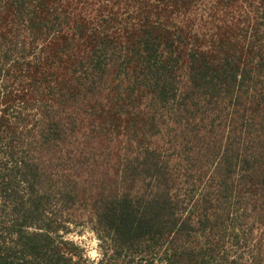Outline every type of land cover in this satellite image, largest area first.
Listing matches in <instances>:
<instances>
[{
    "label": "trees",
    "instance_id": "1",
    "mask_svg": "<svg viewBox=\"0 0 264 264\" xmlns=\"http://www.w3.org/2000/svg\"><path fill=\"white\" fill-rule=\"evenodd\" d=\"M155 261L264 264V0H0V264Z\"/></svg>",
    "mask_w": 264,
    "mask_h": 264
},
{
    "label": "rangeland",
    "instance_id": "2",
    "mask_svg": "<svg viewBox=\"0 0 264 264\" xmlns=\"http://www.w3.org/2000/svg\"><path fill=\"white\" fill-rule=\"evenodd\" d=\"M66 237L78 245L90 261L95 262L100 257L99 242L88 226L74 227ZM153 264L163 263L155 261Z\"/></svg>",
    "mask_w": 264,
    "mask_h": 264
}]
</instances>
